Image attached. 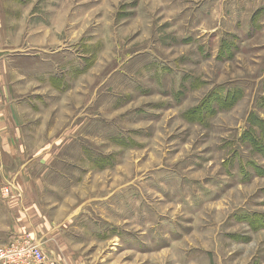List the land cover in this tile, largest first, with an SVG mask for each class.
I'll list each match as a JSON object with an SVG mask.
<instances>
[{"label": "rangeland", "instance_id": "1", "mask_svg": "<svg viewBox=\"0 0 264 264\" xmlns=\"http://www.w3.org/2000/svg\"><path fill=\"white\" fill-rule=\"evenodd\" d=\"M0 7V246L264 264V0Z\"/></svg>", "mask_w": 264, "mask_h": 264}, {"label": "built area", "instance_id": "2", "mask_svg": "<svg viewBox=\"0 0 264 264\" xmlns=\"http://www.w3.org/2000/svg\"><path fill=\"white\" fill-rule=\"evenodd\" d=\"M5 189V193L9 194ZM0 264H54L34 238L27 234L12 244L0 246Z\"/></svg>", "mask_w": 264, "mask_h": 264}, {"label": "trees", "instance_id": "3", "mask_svg": "<svg viewBox=\"0 0 264 264\" xmlns=\"http://www.w3.org/2000/svg\"><path fill=\"white\" fill-rule=\"evenodd\" d=\"M219 95H220V94H218V93H213V96H212L213 98H212V100L215 99V98H216V100H217V99L219 98ZM221 100H222V99H221ZM208 106H209V102H208ZM256 218H257V217H256ZM254 219H255V218H253V222H255ZM259 219H260V218H259Z\"/></svg>", "mask_w": 264, "mask_h": 264}, {"label": "crops", "instance_id": "4", "mask_svg": "<svg viewBox=\"0 0 264 264\" xmlns=\"http://www.w3.org/2000/svg\"><path fill=\"white\" fill-rule=\"evenodd\" d=\"M3 9L2 7H0V10Z\"/></svg>", "mask_w": 264, "mask_h": 264}]
</instances>
